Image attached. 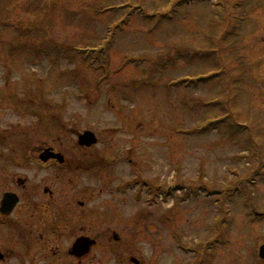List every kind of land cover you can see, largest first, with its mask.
Masks as SVG:
<instances>
[{
    "label": "rangeland",
    "instance_id": "374dc122",
    "mask_svg": "<svg viewBox=\"0 0 264 264\" xmlns=\"http://www.w3.org/2000/svg\"><path fill=\"white\" fill-rule=\"evenodd\" d=\"M0 99L5 116L32 109L35 133L50 127L72 142L89 127L118 164L133 159L128 188L93 203L111 201L114 231L130 225L129 258H110L114 248L91 264H132L131 255L190 264L197 253L180 245L216 238L219 226L226 241L216 252L252 253L248 210L236 213L235 195L263 189L249 181L264 175V0H0ZM173 175L178 195L202 175L209 193L222 192L206 198L209 230L189 227L177 201L184 242L172 251L166 229L159 240L154 227V184ZM141 179L149 182H133ZM140 207L151 218L144 227L134 224Z\"/></svg>",
    "mask_w": 264,
    "mask_h": 264
},
{
    "label": "flooded vegetation",
    "instance_id": "af4514ba",
    "mask_svg": "<svg viewBox=\"0 0 264 264\" xmlns=\"http://www.w3.org/2000/svg\"><path fill=\"white\" fill-rule=\"evenodd\" d=\"M22 98L29 101L30 96L23 95ZM11 101L14 100H10L6 109L13 110ZM13 111L7 116L0 112V264H91L90 261L97 257L102 259L103 255H113L114 248L116 254L110 258H129L125 252L132 239L123 234L130 225L123 227L120 233L114 231L111 201L110 206L107 202L101 206L93 204L98 195L114 196V193L128 188L129 181L124 176L128 171L125 167L128 155L120 156L122 160L118 164L113 151L97 148L103 143V136L89 127L76 129V138L72 142H67L65 132L51 135L50 127L47 136L35 133L33 110L25 106L20 113ZM85 130H92L97 136V141L90 146L79 143V135ZM133 170L141 172L140 168ZM174 177L164 179L163 176L154 184V227L159 240L161 231L166 229L163 238L174 240V244H170L172 251L178 248V241L184 242L176 232L177 201L187 204L189 227L193 229L201 225L209 230L211 222L206 198L213 196L214 191L218 195L222 192L213 188V194L209 193L210 186L203 181L206 177L202 175V180L188 182L186 193L178 195L179 185L172 182ZM139 181L149 182L148 179L133 182ZM249 182L252 187L263 182V189L252 191L249 196L240 192L236 194L235 208L239 215L243 208L248 210L251 241L254 243L252 253L225 256L216 252V248L226 241L219 226L216 238L207 237L201 243L196 239L197 243L193 246L186 244L188 247L180 245L183 252L186 248L194 256L197 253L190 264H264V234L258 237L261 227L264 233V175ZM219 200L217 198L214 202L219 203ZM125 201L123 198L122 202ZM205 204L206 214L202 211ZM145 213L141 207L132 212L137 216L136 227L151 224L150 216L146 217ZM158 247H161L160 242ZM164 257L160 261L164 262ZM130 261L144 264L143 257L134 255L130 256Z\"/></svg>",
    "mask_w": 264,
    "mask_h": 264
},
{
    "label": "water",
    "instance_id": "95a60500",
    "mask_svg": "<svg viewBox=\"0 0 264 264\" xmlns=\"http://www.w3.org/2000/svg\"><path fill=\"white\" fill-rule=\"evenodd\" d=\"M97 141V136L92 130H85L79 135V143L84 145H92ZM264 249V246H263Z\"/></svg>",
    "mask_w": 264,
    "mask_h": 264
}]
</instances>
